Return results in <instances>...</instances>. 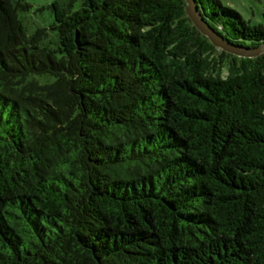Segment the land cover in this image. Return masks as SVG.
<instances>
[{"label":"trees","instance_id":"obj_1","mask_svg":"<svg viewBox=\"0 0 264 264\" xmlns=\"http://www.w3.org/2000/svg\"><path fill=\"white\" fill-rule=\"evenodd\" d=\"M51 7L56 48L0 0V264H264V55L215 48L185 0Z\"/></svg>","mask_w":264,"mask_h":264},{"label":"rangeland","instance_id":"obj_2","mask_svg":"<svg viewBox=\"0 0 264 264\" xmlns=\"http://www.w3.org/2000/svg\"><path fill=\"white\" fill-rule=\"evenodd\" d=\"M70 0H25L30 5L27 11H20L19 17L28 35H32L37 29H47L49 37L43 45L56 48L58 45V35L56 31L50 30L54 21L52 4L57 2L62 7L66 6ZM221 2L235 10L252 25L264 23V0H221ZM79 8L76 3L74 9ZM226 72V71H225ZM226 75V73H224Z\"/></svg>","mask_w":264,"mask_h":264},{"label":"water","instance_id":"obj_3","mask_svg":"<svg viewBox=\"0 0 264 264\" xmlns=\"http://www.w3.org/2000/svg\"><path fill=\"white\" fill-rule=\"evenodd\" d=\"M186 2V14L191 20L192 24L196 29L206 38L209 39L210 43L218 50L232 54L239 58L254 59L261 55H264V44L259 47L249 48L236 45L229 40L225 39L222 35L217 33L205 20L197 0H185Z\"/></svg>","mask_w":264,"mask_h":264}]
</instances>
